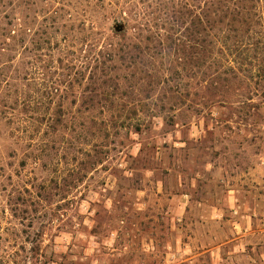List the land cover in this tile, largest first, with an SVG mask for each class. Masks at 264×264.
<instances>
[{
    "label": "rangeland",
    "instance_id": "374dc122",
    "mask_svg": "<svg viewBox=\"0 0 264 264\" xmlns=\"http://www.w3.org/2000/svg\"><path fill=\"white\" fill-rule=\"evenodd\" d=\"M195 21L192 0H0V264H264L263 46L238 77L164 71L207 53L183 49ZM90 50L108 82L72 97Z\"/></svg>",
    "mask_w": 264,
    "mask_h": 264
},
{
    "label": "trees",
    "instance_id": "16d2710c",
    "mask_svg": "<svg viewBox=\"0 0 264 264\" xmlns=\"http://www.w3.org/2000/svg\"><path fill=\"white\" fill-rule=\"evenodd\" d=\"M192 1L194 2L196 12L194 28L195 33L198 34L197 36L199 37L197 39L193 37V42L189 41L190 44L192 43L190 46H184L183 44L181 45L180 38H176V35L179 31L174 27H170V34L167 37V40L170 44L169 47H177L176 49H180L178 46L181 45L184 46L183 49L189 47L192 49L196 45L199 49L202 46L204 51L206 49H208V51L206 54H201L199 52L194 57L184 56L177 57V59L168 60L167 64L164 66V71H172V74H176L180 77H182V74L183 77L191 74L197 75V73L204 68L206 61L209 58L211 59L209 67L215 68L216 73L231 72L236 77H238V72L243 67L239 61L242 53L249 49L256 50L259 42L263 46L264 50V41L261 42V40L264 38V25L261 22V20L264 18V5L262 3L264 0ZM179 12L184 14L190 13L183 12V10H179ZM158 30V36H161L162 34H160V31ZM149 31H151V29ZM208 31H212V33H210V36L212 35V39L211 41L207 42L205 38L202 39L200 37L202 32L208 33ZM166 32H168V30ZM204 44H206V46H204ZM208 54L212 55L209 57ZM110 57L111 58L108 61H115V56L112 55ZM84 58V65L79 74L80 78L74 80V78L69 75V77H71L69 80V86L72 90V97L80 95L81 98L86 99L85 96L87 97L90 92H98L97 88L99 82H102L101 84L103 85L108 81L105 79L102 80L99 77L100 70H103L106 65L104 62L106 60L104 52H93L90 50V52L84 56ZM219 59H223V61H220ZM261 64L262 63H259V67H261ZM156 69H159V67H156ZM166 81L167 77L160 75L155 85H159ZM115 85L119 87L118 82ZM77 86L82 89L80 93L76 92L77 90H73ZM106 96H108V94ZM84 105L87 106V104ZM62 107V105L58 106L59 112H62ZM55 124H62V120L58 118ZM131 126H133L136 134H140L142 132V124H135V126ZM123 127L130 131V124L129 126ZM97 163L98 161L93 164Z\"/></svg>",
    "mask_w": 264,
    "mask_h": 264
},
{
    "label": "water",
    "instance_id": "95a60500",
    "mask_svg": "<svg viewBox=\"0 0 264 264\" xmlns=\"http://www.w3.org/2000/svg\"><path fill=\"white\" fill-rule=\"evenodd\" d=\"M115 29H116L117 32H121V31L124 30V26H122V25H120V26H116Z\"/></svg>",
    "mask_w": 264,
    "mask_h": 264
}]
</instances>
